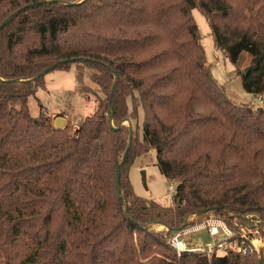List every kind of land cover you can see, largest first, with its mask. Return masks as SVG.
<instances>
[{
	"label": "trees",
	"instance_id": "trees-1",
	"mask_svg": "<svg viewBox=\"0 0 264 264\" xmlns=\"http://www.w3.org/2000/svg\"><path fill=\"white\" fill-rule=\"evenodd\" d=\"M39 3L0 31V264H260L232 248L178 255L149 225L169 237L195 215L235 234L246 215L264 221V105L228 98L193 17L237 65L264 55V0H0V27ZM52 66H74L96 103L74 134L29 109ZM239 74L264 97V59ZM141 110L142 135L123 125ZM150 152L177 186L172 207L134 193L131 168Z\"/></svg>",
	"mask_w": 264,
	"mask_h": 264
},
{
	"label": "rangeland",
	"instance_id": "rangeland-1",
	"mask_svg": "<svg viewBox=\"0 0 264 264\" xmlns=\"http://www.w3.org/2000/svg\"><path fill=\"white\" fill-rule=\"evenodd\" d=\"M193 17L199 29L201 36V44L206 52L208 65L211 66L215 79L221 85H225L228 98L242 103H251L256 107H261L264 102L259 99H254L251 94H248L243 89L242 76L247 68L252 66L253 58L247 52H243L240 56L237 65L232 64L223 53L215 50L214 41L211 36L210 28L206 17L198 10H193ZM75 67L71 70H53L45 75V88H40L35 97L29 100V109L32 116H38L41 109H45L48 114H51L57 119H64L65 127L69 125L72 129V134L75 133L83 120L92 115L96 109V103L93 99L87 101L83 95L76 91L75 87ZM63 114L64 116H59ZM59 116V117H58ZM55 120V122H56ZM124 126L130 127L133 131H137L142 135L143 112L140 111L137 121H125ZM56 127V126H55ZM130 181L133 186L134 193L143 199L155 201L164 207H172L174 205L173 197L176 193V184H171L161 174L157 159L154 152L148 153L146 156L139 157L130 171ZM208 218L220 219L215 214L205 216H190L189 224L186 228L191 231L203 224ZM186 220V223H187ZM235 221L237 219H234ZM258 221L260 223L258 224ZM245 228L251 229V232L244 233L246 236H252L256 241V247L261 248L264 240V221L257 215H246L244 223ZM157 232H163L167 237L168 242L174 236L168 237L169 229L155 224L149 225ZM235 227V226H234ZM237 229V227H235ZM236 236L242 235L241 229H237ZM255 231V232H253ZM223 240L224 237H220ZM186 246L189 250L197 248H206V245L211 242V238L207 232H194L183 237ZM257 243H260L257 246ZM224 254V251H220ZM258 254V253H257ZM259 255V254H258ZM260 256V255H259ZM264 256V255H263ZM260 256V257H263Z\"/></svg>",
	"mask_w": 264,
	"mask_h": 264
},
{
	"label": "built area",
	"instance_id": "built-area-1",
	"mask_svg": "<svg viewBox=\"0 0 264 264\" xmlns=\"http://www.w3.org/2000/svg\"><path fill=\"white\" fill-rule=\"evenodd\" d=\"M264 102V98L261 99ZM196 216V215H195ZM260 221H258V224ZM187 224H189V220H187ZM237 229H241L243 232L242 235L237 236V240L234 243H231L230 240L235 237L234 231L222 220L220 219H211L208 218L203 224L198 226L197 228L192 229L191 231H187L186 228L178 231L169 241V244L176 250L178 255H181L185 252L192 253H209L211 254L215 249L224 251L228 248H232L238 253H245L247 251H254L258 253L260 256L264 255V240H260L263 244L262 248H257L255 245L257 240L252 239V236H246V231L251 232V229H246L244 225L239 224L238 222L235 224ZM194 232H207L211 238V242L206 245V248H197L193 250H189L186 246L185 240L183 237L187 234ZM255 232V231H253ZM220 237H224L221 240Z\"/></svg>",
	"mask_w": 264,
	"mask_h": 264
},
{
	"label": "water",
	"instance_id": "water-1",
	"mask_svg": "<svg viewBox=\"0 0 264 264\" xmlns=\"http://www.w3.org/2000/svg\"><path fill=\"white\" fill-rule=\"evenodd\" d=\"M38 5H42V3H39V4H33V5H29L19 11H17L15 14H13L8 20H6L3 25L0 27V31L9 23L11 22L15 17H17L21 12L27 10V9H30V8H34ZM264 59V55L263 56H259V57H256L253 59V65H258L262 60ZM56 68V66H52L51 68H49L48 70H46L45 72L42 73V75H45L47 74L48 72L54 70ZM251 69V67L247 68L245 70V73H248V71ZM60 121H62V124H59V122H55V126L57 129H64L65 128V120L64 119H60ZM131 139H132V135H131V138H130V142H129V146H128V149L127 151H129L130 147H131ZM125 158L126 156L124 157V161H125ZM118 188H120V170L118 169ZM153 225V224H152ZM260 264H264V256L261 257V260H260Z\"/></svg>",
	"mask_w": 264,
	"mask_h": 264
},
{
	"label": "crops",
	"instance_id": "crops-1",
	"mask_svg": "<svg viewBox=\"0 0 264 264\" xmlns=\"http://www.w3.org/2000/svg\"><path fill=\"white\" fill-rule=\"evenodd\" d=\"M60 119H57L56 122H59V124H62V121H60Z\"/></svg>",
	"mask_w": 264,
	"mask_h": 264
},
{
	"label": "bare ground",
	"instance_id": "bare-ground-1",
	"mask_svg": "<svg viewBox=\"0 0 264 264\" xmlns=\"http://www.w3.org/2000/svg\"><path fill=\"white\" fill-rule=\"evenodd\" d=\"M256 245V244H255ZM260 245V243H257V246H259ZM262 246H263V244H262ZM262 248V247H261Z\"/></svg>",
	"mask_w": 264,
	"mask_h": 264
}]
</instances>
